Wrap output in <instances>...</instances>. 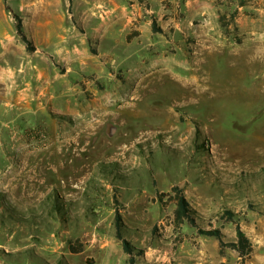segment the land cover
<instances>
[{
    "label": "rangeland",
    "instance_id": "1",
    "mask_svg": "<svg viewBox=\"0 0 264 264\" xmlns=\"http://www.w3.org/2000/svg\"><path fill=\"white\" fill-rule=\"evenodd\" d=\"M74 2L80 0H0V96L16 84V92L33 99L21 127H10L11 139L0 138V264H128L116 237L117 211L124 238L143 252L136 264H196L203 250L199 234L188 225L175 227L176 205L168 195L179 186L187 198L202 194L213 206L226 205L230 189L218 179L191 177L190 168L197 154L211 166L214 151L235 155L239 146L256 157L257 144H264V60L223 56L202 73L199 95L187 99L193 115L185 106L167 104L183 100L187 90L161 101L159 91L136 92L134 101L151 97L128 107L125 122V102L101 106L98 89L79 86L60 62L44 63L50 46L60 50L67 37L61 30L72 27ZM15 15L36 57L17 34ZM243 167L238 189L254 192L259 175L253 164ZM159 193L166 195L164 204ZM226 210L254 234L258 247L248 262L255 263L264 253V203L235 202L200 222L203 230L226 228L229 243L235 227L221 219ZM248 214L257 218L256 226L247 224ZM207 254L204 264H217ZM218 256L226 258L221 264L240 263L230 248Z\"/></svg>",
    "mask_w": 264,
    "mask_h": 264
},
{
    "label": "crops",
    "instance_id": "2",
    "mask_svg": "<svg viewBox=\"0 0 264 264\" xmlns=\"http://www.w3.org/2000/svg\"><path fill=\"white\" fill-rule=\"evenodd\" d=\"M239 1L80 0L78 4H69L73 10L70 15L72 27L61 30L67 37L63 36L60 50L56 49L57 44L50 46V57L44 63L50 67L49 59L52 65L55 64L53 61L60 62L68 68L66 76L76 79L79 86L98 89L95 95L100 92L98 100L101 106L125 102L124 112L121 113V117L125 115V122L128 107L151 97L148 94L146 98L144 95L134 101L132 95L136 92L159 91L157 99L161 101L187 90L183 100L168 101L167 104L185 106L191 114L192 107L187 99L194 100L199 95L205 85L202 73L215 69L223 56L231 55L243 60L257 56L264 60V0H241L244 2L242 5ZM55 19V23L60 25L61 21L57 17ZM222 19L226 22L225 27ZM76 26L80 27V31ZM37 53L36 50L33 55L36 57ZM4 75L8 76L9 83H15L11 81L14 75L8 72ZM194 88L198 91L195 92ZM16 89L14 84V88H6L0 96L1 139H11L10 127H21L24 115L33 112L31 93L16 92ZM256 150L258 153L254 158L243 154L246 150L240 146L235 155L229 151H214L215 162L211 166L205 164L202 156L196 155L190 168L191 177L201 178L203 182L220 180L224 188L230 189L226 191V205L213 206L211 200L204 199L202 194L187 198L186 193V199L197 212L200 228V222L209 220L213 213H219L232 203L246 200L264 203V144L259 142ZM247 164H253L259 175L256 181L259 188L254 192L247 188L238 189L237 181L241 176L245 178V171L242 170ZM244 219L247 224L256 226L258 223L257 218H250V214ZM242 229L252 241L255 255L258 244L252 238L254 234L248 227L242 225ZM220 230L226 234V228ZM197 236L203 250L200 251L202 255H196V264H204L209 259L207 251L217 264L226 263V258H216L220 245L215 238ZM207 238L212 241V249L205 245ZM236 240L235 233L232 242ZM261 248L264 249V246ZM187 259L189 263L193 262L195 254L190 253ZM253 264H264V253Z\"/></svg>",
    "mask_w": 264,
    "mask_h": 264
},
{
    "label": "trees",
    "instance_id": "3",
    "mask_svg": "<svg viewBox=\"0 0 264 264\" xmlns=\"http://www.w3.org/2000/svg\"><path fill=\"white\" fill-rule=\"evenodd\" d=\"M239 3L242 5L244 4L243 1H239ZM15 18V27L17 34L20 36V38L27 43L28 49L30 52H35L36 48L33 44V42H30L25 35L24 28H23V22L21 18L18 15L14 16ZM221 23L223 24V27L226 26V22L224 19L221 20ZM155 31H158L156 27H154ZM172 194L168 195L169 202H173L176 205V209L174 212V225L177 228H180L181 226L188 225L192 228H196L198 230V234L201 236H207V237H213L215 238L220 245V254H223L224 248H230L231 250L237 252L239 254L240 263L239 264H246V262L250 259L254 247L251 240L248 238V236L243 231L242 227L240 226L238 220L236 219V216L233 212L230 210L223 211L221 215V219L227 223L232 224L235 227V233H236V242H225V235L222 233L219 229H209V230H203L199 227L197 222V212L192 208L190 203L185 197L184 189L180 188L179 186H175L171 190ZM159 201L160 203L164 204V198L166 195L163 193H159ZM118 203V202H116ZM211 228V225H209ZM115 228H116V237L121 242L123 252L128 256V264H136V258L141 257L143 255V252L140 250H136L132 244L124 238L123 236V220L122 216L119 211H117L115 216Z\"/></svg>",
    "mask_w": 264,
    "mask_h": 264
}]
</instances>
